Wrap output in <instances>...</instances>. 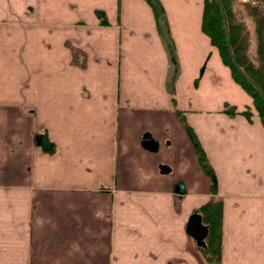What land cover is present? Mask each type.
<instances>
[{
	"label": "crops",
	"instance_id": "0c3cea01",
	"mask_svg": "<svg viewBox=\"0 0 264 264\" xmlns=\"http://www.w3.org/2000/svg\"><path fill=\"white\" fill-rule=\"evenodd\" d=\"M158 2L0 0V264H210L187 232L210 202L213 264H264L261 118L204 0Z\"/></svg>",
	"mask_w": 264,
	"mask_h": 264
},
{
	"label": "trees",
	"instance_id": "16d2710c",
	"mask_svg": "<svg viewBox=\"0 0 264 264\" xmlns=\"http://www.w3.org/2000/svg\"><path fill=\"white\" fill-rule=\"evenodd\" d=\"M243 1L246 5H242L248 8V14L256 24L258 56L256 61L260 63V67L254 65L249 58L251 54L248 48L249 33L246 31L245 18L238 8L241 0H204L202 29L210 37L213 46L218 49L224 64L230 67L235 81L252 97L255 110L264 126V0ZM149 2L156 17L160 18L162 6L158 0H149ZM173 53V48L170 46V54L174 62ZM251 115L250 111L246 112L248 118ZM187 130L193 139L196 138L190 127H187ZM199 153L200 164L211 177L213 191H216L214 171L204 154L201 151ZM200 213L203 223L209 229L206 247L201 248L200 251L210 264L217 263L221 258L222 204L210 202L201 208Z\"/></svg>",
	"mask_w": 264,
	"mask_h": 264
},
{
	"label": "rangeland",
	"instance_id": "374dc122",
	"mask_svg": "<svg viewBox=\"0 0 264 264\" xmlns=\"http://www.w3.org/2000/svg\"><path fill=\"white\" fill-rule=\"evenodd\" d=\"M239 3H240V6L238 8L241 10L240 14H242V16L245 18V22L244 23L246 25V28L248 29V30L246 29V31L249 33V36H248L249 47L248 48H250V53H251L249 58H250V61L254 65H256L257 67H260V63L256 61V59H258V56H257V35H256V31H255V27H256L255 25L256 24H255L253 18L249 16L248 8H245L242 5V4H245L244 1L241 0V2H239ZM62 97H65V95L62 96ZM79 102L80 101L77 98L73 99L72 103L67 107V105L65 104L66 101L62 100V103H61L60 107L61 106H65V108H70V109L76 108V107H78V103ZM53 113H54L53 114L54 117L56 118L59 115L60 112L54 110ZM55 122H59V120L56 119ZM172 164L174 166L175 171L179 169L177 163L172 162ZM163 167H168V166L167 165H159L160 174L163 175L164 177H168L171 173H173V172H170V173L163 174L162 171H161V169ZM168 168H170V167H168Z\"/></svg>",
	"mask_w": 264,
	"mask_h": 264
},
{
	"label": "water",
	"instance_id": "95a60500",
	"mask_svg": "<svg viewBox=\"0 0 264 264\" xmlns=\"http://www.w3.org/2000/svg\"><path fill=\"white\" fill-rule=\"evenodd\" d=\"M148 148H154V143L148 142L146 143ZM163 174L169 173L170 169L168 167H163L161 169ZM188 234L197 242L198 246L206 245V238L208 236L209 229L203 223L202 216L199 213L193 214L187 225Z\"/></svg>",
	"mask_w": 264,
	"mask_h": 264
},
{
	"label": "flooded vegetation",
	"instance_id": "af4514ba",
	"mask_svg": "<svg viewBox=\"0 0 264 264\" xmlns=\"http://www.w3.org/2000/svg\"><path fill=\"white\" fill-rule=\"evenodd\" d=\"M209 233V232H208ZM207 239V238H206ZM206 246V245H205Z\"/></svg>",
	"mask_w": 264,
	"mask_h": 264
}]
</instances>
